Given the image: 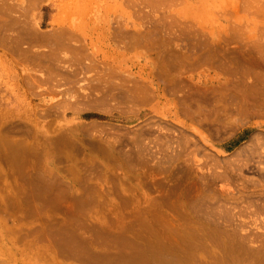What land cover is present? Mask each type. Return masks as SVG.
I'll list each match as a JSON object with an SVG mask.
<instances>
[{"label":"rangeland","instance_id":"rangeland-1","mask_svg":"<svg viewBox=\"0 0 264 264\" xmlns=\"http://www.w3.org/2000/svg\"><path fill=\"white\" fill-rule=\"evenodd\" d=\"M0 264H264V0H0Z\"/></svg>","mask_w":264,"mask_h":264},{"label":"bare ground","instance_id":"bare-ground-1","mask_svg":"<svg viewBox=\"0 0 264 264\" xmlns=\"http://www.w3.org/2000/svg\"><path fill=\"white\" fill-rule=\"evenodd\" d=\"M88 1V0H87ZM97 3V2H96ZM87 8V7H86ZM68 30V29H67ZM86 32V31H85ZM55 35V34H54ZM53 37H56V36H48V39H52ZM81 39V38H80ZM87 53V52H86ZM237 95V94H236ZM263 101V100H262ZM137 107V106H135ZM233 108V107H232ZM256 109V108H255ZM259 112V111H258ZM206 113V112H205ZM209 114V113H208ZM220 115V114H219ZM200 118V117H199ZM211 120V119H210ZM229 121V120H228ZM200 122V121H199ZM231 123V122H230ZM235 123V122H234ZM207 170V169H206ZM215 175V174H214Z\"/></svg>","mask_w":264,"mask_h":264}]
</instances>
